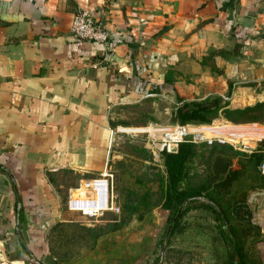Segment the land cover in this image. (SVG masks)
I'll use <instances>...</instances> for the list:
<instances>
[{"label": "crops", "instance_id": "obj_1", "mask_svg": "<svg viewBox=\"0 0 264 264\" xmlns=\"http://www.w3.org/2000/svg\"><path fill=\"white\" fill-rule=\"evenodd\" d=\"M78 9L104 42L71 34ZM167 87L178 106L209 93L223 109L263 102L264 0H0V264H46L47 228L68 214L51 176L106 169L107 110ZM215 119L216 139H256Z\"/></svg>", "mask_w": 264, "mask_h": 264}, {"label": "rangeland", "instance_id": "obj_2", "mask_svg": "<svg viewBox=\"0 0 264 264\" xmlns=\"http://www.w3.org/2000/svg\"><path fill=\"white\" fill-rule=\"evenodd\" d=\"M246 84L249 85L237 83ZM203 94L188 93L194 98ZM216 97L209 93L205 101L209 99L211 104ZM252 100L246 98L245 102ZM224 103L228 105L227 100L219 99L217 105L210 106L209 123H189L208 125L197 128L211 138L182 129L183 139L192 146L175 187L209 199L224 219L223 229L229 241L248 264H259L264 259V177L258 171L257 157L250 145L264 139L249 141V146L244 142L238 145L216 139L211 131L212 123L223 122L215 118H225L246 122L226 125L231 131L243 125L248 133H253L248 138L264 137V101L231 109H223ZM178 104L173 93L164 88L154 95L130 96L107 110L106 171L111 174L110 193L118 207L116 212L87 217L67 210L68 189L83 182L81 175L58 171L51 176L58 207L68 214L47 228L43 257L46 264H231L219 214L208 207L191 205L177 219L160 254L161 237L168 222L159 223L157 208L164 197L167 173L163 166L164 149L157 151L155 146L160 147L161 139L166 140L162 132L168 126L188 125L176 122ZM214 131L221 137L228 136L220 127ZM151 132L157 134L152 136ZM168 133L171 137L173 129ZM165 144L168 146L169 142ZM205 198L197 200L206 202ZM173 211L174 208L170 216ZM155 226L158 232L154 236Z\"/></svg>", "mask_w": 264, "mask_h": 264}, {"label": "trees", "instance_id": "obj_3", "mask_svg": "<svg viewBox=\"0 0 264 264\" xmlns=\"http://www.w3.org/2000/svg\"><path fill=\"white\" fill-rule=\"evenodd\" d=\"M167 89H169L173 93V96L176 101L178 102L181 101V97L177 95L176 92L171 87L170 88L167 87ZM218 101H219L218 98H214L211 101V104L210 102L208 103V101L183 102L176 108V111H175L176 122H178L179 124H187V123H193V122L194 123L196 122L207 123L208 122L207 113L209 112L211 108L210 106L217 105ZM196 126H208V125H204V124L187 125L184 128L173 130V134L171 135V137H178L180 134H183V131H182L183 129L185 132L193 134V135H201V137L211 138V136L208 134L200 133V129L197 128ZM256 139H260V138L257 137ZM248 145H250V142H248ZM260 145L264 146V142H260ZM191 146H192V143L189 142L186 138H184L182 141H179L176 143H169V145L163 150V166L165 167V171L167 173V184L165 186L163 200L160 203L159 207L157 208L160 224L163 222L169 223L171 221L172 217L174 216L176 212L178 205L183 201L184 198H190L192 196L200 195L199 193H195V192L193 193V192H186L183 190H178L175 187L176 183L181 177L183 163L185 162V160L188 158L189 154L191 153ZM254 155H256L257 157L256 161H258L257 154H254ZM206 200L207 201L205 202V201H199L197 199L195 200L194 198L187 199V201L184 203L183 208L180 211V215L178 216V218L191 205L195 207L196 206L197 207H208L214 213H218L210 204L212 202L209 199H206ZM172 208H174V211L172 215L170 216V212ZM176 221L173 223L170 233L176 227L177 225ZM157 232H158V226H155L153 235L155 236ZM221 233L224 236L225 242H228L230 244L232 253L236 260V264H247L244 261L243 257L241 256V254L239 253L237 247L233 244V242L229 241V239L226 237L224 229H221ZM229 257H230V254H229ZM230 261H231V264H233L231 257H230Z\"/></svg>", "mask_w": 264, "mask_h": 264}, {"label": "built area", "instance_id": "obj_4", "mask_svg": "<svg viewBox=\"0 0 264 264\" xmlns=\"http://www.w3.org/2000/svg\"><path fill=\"white\" fill-rule=\"evenodd\" d=\"M69 30L71 34L78 39L93 40L96 42H104L107 37V31L99 19L87 9H78L72 15ZM182 128L179 125L168 126L165 134L166 140L161 139V146H155L157 151H161L167 147L165 141L176 143L183 140L184 134L178 137H169V131ZM156 132H151L154 136ZM168 136V137H167ZM259 141H255L252 146L255 154L258 156L257 168L259 173L264 177V146L259 145ZM234 143V142H233ZM158 144V143H157ZM240 144V143H236ZM249 146V145H248ZM155 153V152H154ZM77 186L69 188L66 197L67 210L79 213L83 216L92 217L103 212L118 210L117 205L113 201L110 193L111 174L104 169L98 175L82 180Z\"/></svg>", "mask_w": 264, "mask_h": 264}, {"label": "water", "instance_id": "obj_5", "mask_svg": "<svg viewBox=\"0 0 264 264\" xmlns=\"http://www.w3.org/2000/svg\"><path fill=\"white\" fill-rule=\"evenodd\" d=\"M11 181H12V179H11ZM190 198L191 199H193V198L194 199H199V200H203L204 199V197L202 195L192 196ZM190 198H184L183 199V201L178 205V207L176 209V212H175L174 216L172 217L171 221L168 223L167 228H166V230L164 232V235L162 237V242H161V246H160V254L162 253V250H163V248L165 246L166 238H167V236L169 235V233L171 231V228H172L173 223L177 220L178 216L180 215V211L183 208L184 203L187 201V199H190ZM18 200H19V198L17 196V206L19 205V201ZM210 204L212 205V207L219 214V217H220V220H221V227H222V229L225 228L226 227V224H225L224 219H223L222 215L220 214L218 208L213 203H210ZM226 247H227L228 253L230 254V257H231V260H232L233 264H236L235 257H234V255L232 253V249H231L230 244L228 242H226Z\"/></svg>", "mask_w": 264, "mask_h": 264}]
</instances>
